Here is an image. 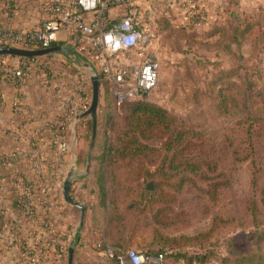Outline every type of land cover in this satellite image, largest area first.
I'll use <instances>...</instances> for the list:
<instances>
[{
    "label": "trees",
    "instance_id": "1",
    "mask_svg": "<svg viewBox=\"0 0 264 264\" xmlns=\"http://www.w3.org/2000/svg\"><path fill=\"white\" fill-rule=\"evenodd\" d=\"M234 3L236 6L230 11L227 19L207 30L200 31L194 21L176 26L167 14L160 18L162 29L169 34L179 35L184 48H204L207 53L214 54L213 56H225V64L231 60L245 61L243 44L247 39L254 37L251 59L260 81L258 84L255 78L254 85L261 88L259 91H264V4L252 9H242L238 0ZM60 43L62 44L58 42L55 45ZM29 47L36 48V45ZM180 49L182 50V47ZM69 50V54L74 53L71 47ZM7 56L17 57L0 55ZM52 56L53 54L19 58L25 60L27 71L34 65L40 72L49 76L56 75L51 73L56 67V61H39ZM203 57L208 58V54ZM81 62L78 55L77 59L70 60V63L77 67H80ZM211 83L213 84L212 81ZM101 86L106 89V104L100 107L97 149L92 157L95 161L94 173L100 199L98 205L93 208V226L95 229H103L108 244L117 251H126L132 247L136 243L138 227L135 224L130 225L124 203L126 195L135 194L136 197H141L143 205L145 204L141 212L145 213L149 220L151 218L155 225L151 250L146 251L147 253L166 252L167 256L170 254L177 258H186L187 255L190 256L188 250L192 247L201 246L208 249L220 220L217 216H214L209 230L196 235L168 236L162 233V228L187 221L184 216L189 210L179 208L183 202V196L180 195L185 191L191 190L197 196L200 194L201 199L205 197L213 201L218 200L222 189L231 182L229 174L234 170L229 166L240 161V157L234 150L226 152L220 146L211 144L202 130L146 97L125 101L119 112L115 113L114 99L109 87L102 81ZM62 119L64 118L60 117L59 121ZM259 123L264 126V116L251 117L248 133L253 147L255 143L251 132L254 125ZM56 135L57 132L53 140ZM0 148V165L6 167L14 161L18 151L5 152L2 146ZM87 155H82L83 161H86ZM232 158L235 160L232 161ZM19 172L8 179L9 175L0 167V194L4 193L0 198V235L5 231L7 213L10 212L17 211L29 220L41 218L43 223L39 225L45 227L46 224V228L50 221L49 194L41 192L43 188L37 186L39 184L34 179L22 171ZM155 177L163 178L164 181L158 184L155 191L149 192L146 183ZM39 179L45 182L48 175H42ZM200 180L206 181L207 186H202ZM252 186L255 190L259 188L257 172L254 173ZM259 195L260 200L254 197L249 207L255 225L260 223L259 202L264 204V187L260 188ZM19 227L23 229L22 226ZM12 232L15 233L16 230ZM18 234L23 237L26 235L24 230ZM20 242L24 252H31L25 247L24 239ZM29 260V264L37 262L34 255ZM191 260L192 258H187V261Z\"/></svg>",
    "mask_w": 264,
    "mask_h": 264
},
{
    "label": "crops",
    "instance_id": "2",
    "mask_svg": "<svg viewBox=\"0 0 264 264\" xmlns=\"http://www.w3.org/2000/svg\"><path fill=\"white\" fill-rule=\"evenodd\" d=\"M234 1L158 0L151 3L152 6L157 3L158 10H165L174 20L187 24L194 21L203 31L224 22L236 6ZM136 3L143 4L141 8H146L145 11L150 13V2L136 0ZM238 3L242 9H252L264 4V0H238ZM0 4V22L11 29L37 28L46 17L41 0H1ZM200 12L206 14V19L198 22L197 14ZM68 36V31H60L59 42ZM253 40L254 37L247 39L243 48L248 46L252 50ZM69 51L68 48V52L49 53L53 56L39 61L55 60L56 67L51 73L56 75L48 76L31 65L28 75L19 80L11 72L18 67V58L7 56L0 63V146L5 152L18 151L11 164L0 167L9 175L8 179L22 171L43 188L41 192L49 194L51 201L48 208L50 225L47 224V228L46 224L45 227L39 225L43 223L41 218L29 220L17 211L7 213L5 231L0 235V264H29L32 255L37 261L35 264H66L65 260L68 264L69 245L72 242L76 243L74 264H104L103 252L96 247V242L100 238L107 240L103 229L93 226L92 216L94 206L100 201L94 173L95 161L92 159L90 169H87V159L83 161L81 158L92 117L67 119V151H60L53 143L58 121L64 116L59 109L63 100L82 93L91 96V90L93 92L92 69L87 66L89 62L80 57L82 62L77 67L70 63V60L77 59V55L69 54ZM70 172H73L71 194L87 207L84 224H81L80 209L64 196V183ZM42 175H48L47 181H40ZM3 195L2 192L0 198ZM13 230L16 232L13 233ZM22 230L26 233L24 237L18 234ZM22 239L33 254L26 249V252L23 251Z\"/></svg>",
    "mask_w": 264,
    "mask_h": 264
},
{
    "label": "rangeland",
    "instance_id": "3",
    "mask_svg": "<svg viewBox=\"0 0 264 264\" xmlns=\"http://www.w3.org/2000/svg\"><path fill=\"white\" fill-rule=\"evenodd\" d=\"M142 6L144 5L140 4L138 7L139 17L155 34L153 43L161 64L158 87L146 98L202 130L211 144L220 146L226 152L236 151L241 159L229 166L234 170L229 174L231 182L222 189L218 200L205 197L201 199L200 194L197 196L191 190L180 195L183 196V202L179 208L189 210L184 216L187 221L168 228L163 227V234L196 235L212 227L214 216L220 220L208 249L192 247L188 250L190 256L187 255L186 258L169 254L164 264H264V204L259 202L260 223L257 225L249 211L251 201L254 197L260 200L259 190L264 187V126L259 123L253 127L251 134L254 136L255 147L250 144L248 133L251 117L264 116V91H259L261 88L254 85L255 78L258 84L260 81L251 59L252 51L246 46L242 50L245 61L231 60L225 64V56H213L214 54L207 53L204 48H184L179 35L169 34L162 29L160 18L167 14L174 25L184 23L172 19L171 14L165 10H158L157 3L151 5L154 14L147 13ZM197 21L200 22V19ZM202 54H208V58L200 57ZM92 93L91 90V96ZM105 97L106 89L101 86L98 117L100 107L106 104ZM113 105L115 113H118L120 109H117L115 103ZM92 135L91 124L83 145L86 155ZM95 151L96 145L93 153ZM233 160L235 159L232 158ZM255 172L258 173L259 183L256 190L252 186ZM163 181L159 177L150 178L146 186L151 183L153 190L147 191H155ZM200 184L207 186L204 180H200ZM140 198L135 194L126 195L124 207L130 225L135 224L138 227L136 243L132 247L148 251L151 250L154 239L155 225L151 218L149 220L141 212L145 204L143 205ZM189 257L192 258L190 262L187 261ZM65 263L67 264V260Z\"/></svg>",
    "mask_w": 264,
    "mask_h": 264
},
{
    "label": "built area",
    "instance_id": "4",
    "mask_svg": "<svg viewBox=\"0 0 264 264\" xmlns=\"http://www.w3.org/2000/svg\"><path fill=\"white\" fill-rule=\"evenodd\" d=\"M41 2L46 17L37 28L11 29L0 22V46L49 48L60 41V31L66 30L69 36L60 45L71 47L75 55L87 59L92 73L99 74L109 87L117 109L127 100L149 96L158 87L161 64L153 43L155 34L140 20V4L136 0ZM113 10L117 11L113 13ZM148 12L154 14V9L150 6ZM197 15L200 22L206 19L205 13ZM32 45L36 48L29 47ZM16 58L19 65L11 72L15 77L25 78L28 75L26 62L19 56ZM3 59L0 57V63ZM91 102V96L85 93L63 100L59 109L64 119L58 121L54 139L60 151L69 149L67 119H81ZM96 247L103 252L104 264H164L167 257L166 252L151 254L135 247L119 252L103 238L96 242Z\"/></svg>",
    "mask_w": 264,
    "mask_h": 264
},
{
    "label": "water",
    "instance_id": "5",
    "mask_svg": "<svg viewBox=\"0 0 264 264\" xmlns=\"http://www.w3.org/2000/svg\"><path fill=\"white\" fill-rule=\"evenodd\" d=\"M68 48L69 47L67 45H54L49 48H41V49H27V48L15 47V46H0V55H11V56H19V57H37V56H43V55L54 53V52H68ZM152 58L155 59V57H152ZM87 66L91 67L92 69V66L90 64H87ZM91 81L93 85L91 106L89 110L82 115V117L91 116L92 121H93V135L91 139L90 148L88 151L87 169H90L93 150L96 145L98 112H99V105H100V100H101V77L100 75L97 73H92ZM72 182H73V172H70L67 178L65 179L64 196L68 202H70L72 205L80 209L81 224H84L87 207L84 203L76 200L71 194ZM150 184L151 183H149V185L147 186V189L153 190V188L150 187ZM75 247H76L75 242H72L69 245L68 264H74Z\"/></svg>",
    "mask_w": 264,
    "mask_h": 264
}]
</instances>
